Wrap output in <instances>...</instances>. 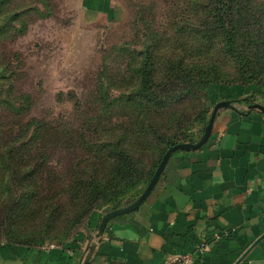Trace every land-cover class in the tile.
<instances>
[{
    "label": "rangeland",
    "instance_id": "rangeland-1",
    "mask_svg": "<svg viewBox=\"0 0 264 264\" xmlns=\"http://www.w3.org/2000/svg\"><path fill=\"white\" fill-rule=\"evenodd\" d=\"M216 1L114 0L119 14L94 22L86 18L80 0H0V105L5 106L15 96L11 105L23 110L27 103L30 106L22 125L43 119L50 128L73 135L75 132L80 141L93 140L99 137L102 127L119 128L116 124L121 121L131 122L130 112L141 116L142 107L139 111L126 105L123 115L111 111L109 103L111 98L128 96L138 87L137 71L148 52L154 63L155 79L168 83L181 78L170 87L174 89L175 99L167 133L171 134L177 127L183 130L188 127L185 133L198 137L202 129L200 114L206 113L210 118L217 104L211 102L210 91L219 84L192 95L187 92L190 82L186 75L191 82L197 81L198 76L188 71L193 68L202 71L199 65H206L214 68L212 75L224 81L222 84H233L238 79V68L222 52L220 31L212 22L211 6ZM225 4L244 12L248 22L240 23L244 31L240 43L243 39L250 40L248 31L257 36L260 47L256 62L260 65L255 69L264 71V0ZM135 125L138 126V121ZM71 139L63 137L57 141L47 137L44 157L49 161L48 167L65 174L72 160L86 154L79 146L72 150L64 142ZM156 157L154 153L144 163V172L151 168ZM10 190L16 196L23 191L10 181L7 172L0 179L2 199ZM129 201L130 196H126L119 209L130 205ZM99 205H93L90 215L79 222L76 212L70 209L44 240L35 238L39 248L69 249L75 242L87 241L84 252L88 253L90 240H95L103 216L111 212L110 206ZM6 216L0 210L1 241L7 237L32 236L19 224L21 220L13 225Z\"/></svg>",
    "mask_w": 264,
    "mask_h": 264
},
{
    "label": "crops",
    "instance_id": "crops-1",
    "mask_svg": "<svg viewBox=\"0 0 264 264\" xmlns=\"http://www.w3.org/2000/svg\"><path fill=\"white\" fill-rule=\"evenodd\" d=\"M80 7L94 22L120 12L114 0H80ZM256 91L212 88L211 102L231 105L217 113L208 142L174 153L147 199L110 220L100 239L90 240L89 254L87 241L69 249L0 241V264H179L178 255L194 264H235L264 235V115L232 102L250 97L264 107V92ZM238 264H264V237Z\"/></svg>",
    "mask_w": 264,
    "mask_h": 264
},
{
    "label": "trees",
    "instance_id": "trees-1",
    "mask_svg": "<svg viewBox=\"0 0 264 264\" xmlns=\"http://www.w3.org/2000/svg\"><path fill=\"white\" fill-rule=\"evenodd\" d=\"M236 0H217L214 6L213 19L221 36V50L233 60L237 71V81L233 84H222L221 79L212 75L213 67L199 65L188 71L191 75L198 76L197 81L191 82L187 89L192 95L208 89L211 85L218 86H257V93L262 94L264 85V71L255 69L257 50L260 47L257 36L248 31L249 39L240 38L244 31L241 22H248L242 10L230 9L225 2ZM231 14V15H230ZM254 44H258L254 47ZM255 56V57H254ZM153 61L150 53L146 52L144 60L139 67L137 88L130 91L128 96H116L111 98V111L116 114L123 113V109L129 107H142L141 116L130 112L131 122H120L119 128L102 127L100 135L93 140L80 141L74 132L48 127L43 119L32 120L31 124L22 125L23 118L30 106L22 109L11 105L15 96L7 100L5 106L0 105V179L7 172L10 181L18 184L23 190L17 196L13 190L2 199L0 192V210L6 212V219L10 224L24 225L32 236L26 239L7 237L4 242L39 248L37 239L47 236L50 229H54L61 222L62 217L71 211L76 212L77 222L89 216L93 205L110 206V211L121 208V202L126 196H130L127 204L133 203L144 191L152 179L163 155L166 151L178 144H195L203 134L208 123L206 113H202V129L198 137L187 135L180 127L168 134L171 107L175 95L172 93L181 78L172 81H158L153 72ZM196 73V74H193ZM199 73V74H197ZM112 83H110V88ZM29 100V99H28ZM124 102V103H123ZM233 103L253 104L250 97L235 99ZM138 103L139 106H134ZM205 112V111H204ZM166 117V120H165ZM170 117V119H169ZM138 121V126L135 122ZM98 132L95 130L96 136ZM102 136V137H100ZM47 137L62 140L63 137L72 138L65 141L72 149H83L86 154L70 162L69 168L63 174L48 167L44 152L47 146ZM102 138L107 140L101 141ZM91 141L92 143H90ZM156 153L151 168L144 172V163ZM144 178V179H143ZM142 185V186H141ZM140 186V189H138ZM65 201L66 204H65ZM45 230L44 232H42ZM42 232V233H41ZM42 235L43 237H35ZM1 241V240H0ZM36 245V246H35Z\"/></svg>",
    "mask_w": 264,
    "mask_h": 264
},
{
    "label": "water",
    "instance_id": "water-1",
    "mask_svg": "<svg viewBox=\"0 0 264 264\" xmlns=\"http://www.w3.org/2000/svg\"><path fill=\"white\" fill-rule=\"evenodd\" d=\"M231 103L230 101H221L217 104H215V106L213 107V110L210 114V118H209V121H208V124L206 125L205 129H204V133L202 135V137L200 138V140L195 143V144H190V143H183V144H178V145H175L171 148H169L166 153L163 155L161 161H160V164L158 165L152 179L149 181L148 185L146 186V188L144 189V191L141 193V195L133 202L131 203L130 205H128L127 207H124L122 209H118V210H115V211H111L107 214H105L101 220V223L98 227V230L95 234V240H93L92 242H95L97 240L100 239L107 223L118 217V216H122V215H125V214H129L133 211H135L146 199L147 197L151 194V192L153 191L154 187L156 186L160 176L162 175L164 169H165V166L168 162V160L171 158V156L178 152V151H186V150H197L199 148H201L203 145H205L209 138H210V135H211V131H212V127H213V123L216 119V116H217V113L222 110V109H226L228 107H230ZM247 109L249 111L251 110H258L260 111L263 115H264V107H262L261 105L259 104H252V105H249L247 107ZM264 237V235L262 236ZM261 237V238H262ZM260 238V239H261ZM259 239V240H260ZM258 240V241H259ZM256 241L239 259L238 261L235 263V264H238L245 256L246 254L251 250V248H253L255 246V244L258 242ZM93 245H89L90 247L88 248V254H89V251L93 249ZM87 258V257H86ZM82 264H87L86 262L82 263Z\"/></svg>",
    "mask_w": 264,
    "mask_h": 264
},
{
    "label": "built area",
    "instance_id": "built-area-1",
    "mask_svg": "<svg viewBox=\"0 0 264 264\" xmlns=\"http://www.w3.org/2000/svg\"><path fill=\"white\" fill-rule=\"evenodd\" d=\"M214 239H217V237H215ZM207 245H208V241L206 242H203L201 245H200V248H199V252H203L205 251V249L207 248ZM179 264H194V260L193 258L190 256V255H178L175 259Z\"/></svg>",
    "mask_w": 264,
    "mask_h": 264
}]
</instances>
